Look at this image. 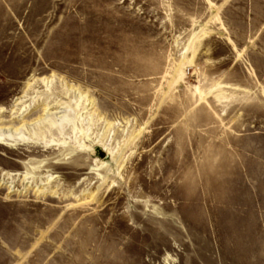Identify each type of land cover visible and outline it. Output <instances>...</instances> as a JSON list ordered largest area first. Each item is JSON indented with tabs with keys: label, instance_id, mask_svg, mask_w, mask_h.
Instances as JSON below:
<instances>
[{
	"label": "rangeland",
	"instance_id": "374dc122",
	"mask_svg": "<svg viewBox=\"0 0 264 264\" xmlns=\"http://www.w3.org/2000/svg\"><path fill=\"white\" fill-rule=\"evenodd\" d=\"M0 128V264H264V0H0Z\"/></svg>",
	"mask_w": 264,
	"mask_h": 264
},
{
	"label": "bare ground",
	"instance_id": "6f19581e",
	"mask_svg": "<svg viewBox=\"0 0 264 264\" xmlns=\"http://www.w3.org/2000/svg\"><path fill=\"white\" fill-rule=\"evenodd\" d=\"M196 93L197 95H199V97L201 98V100H204L205 99V94L200 90V88H196ZM58 110V109H57ZM66 111V110H65ZM45 112H46V116L47 118H51V117H56L58 115H60L61 113L59 112H56V113H50V109L49 108H46L45 109ZM55 119V118H54ZM44 122V121H43ZM56 123V122H55ZM64 125V124H63ZM51 127L53 126V124L50 125ZM57 126V125H56ZM25 127V126H24ZM23 128V127H22ZM46 128V127H45ZM12 129V128H11ZM55 129V128H54ZM52 130V129H51ZM17 131V130H16ZM15 131V132H16ZM19 131V130H18ZM60 131V130H59ZM14 132V133H15ZM49 132V131H48ZM13 131H8V130H3L2 128H0V142L1 143H4V142H7V141H12V139L14 138L13 136ZM50 133V132H49ZM18 137H20L19 134H17ZM16 140V139H15Z\"/></svg>",
	"mask_w": 264,
	"mask_h": 264
}]
</instances>
